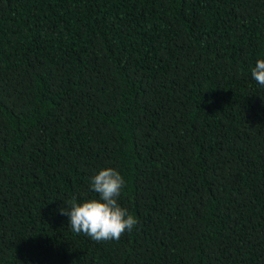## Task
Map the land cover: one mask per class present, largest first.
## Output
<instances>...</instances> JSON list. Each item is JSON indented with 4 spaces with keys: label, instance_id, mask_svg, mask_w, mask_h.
I'll list each match as a JSON object with an SVG mask.
<instances>
[{
    "label": "trees",
    "instance_id": "obj_1",
    "mask_svg": "<svg viewBox=\"0 0 264 264\" xmlns=\"http://www.w3.org/2000/svg\"><path fill=\"white\" fill-rule=\"evenodd\" d=\"M264 0H0V264H264ZM113 168L138 223L60 213Z\"/></svg>",
    "mask_w": 264,
    "mask_h": 264
},
{
    "label": "clouds",
    "instance_id": "obj_2",
    "mask_svg": "<svg viewBox=\"0 0 264 264\" xmlns=\"http://www.w3.org/2000/svg\"><path fill=\"white\" fill-rule=\"evenodd\" d=\"M252 78L264 86V59H258L251 69ZM125 180L113 168L101 169L94 175L90 187L98 199L72 203L70 208L60 209L69 217V227L76 234L83 233L94 241L119 240L138 223L126 208L121 207L118 198L125 187Z\"/></svg>",
    "mask_w": 264,
    "mask_h": 264
}]
</instances>
